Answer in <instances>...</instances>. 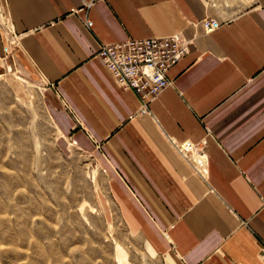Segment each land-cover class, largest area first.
Here are the masks:
<instances>
[{
  "label": "crops",
  "instance_id": "obj_1",
  "mask_svg": "<svg viewBox=\"0 0 264 264\" xmlns=\"http://www.w3.org/2000/svg\"><path fill=\"white\" fill-rule=\"evenodd\" d=\"M0 6L18 40L15 48L0 33V71L19 53L44 80L57 142L70 137L98 158L106 208L169 264H264V0ZM206 18L218 25L205 29ZM175 33L191 40L189 53L140 116L139 98L117 85L98 47Z\"/></svg>",
  "mask_w": 264,
  "mask_h": 264
},
{
  "label": "rangeland",
  "instance_id": "obj_2",
  "mask_svg": "<svg viewBox=\"0 0 264 264\" xmlns=\"http://www.w3.org/2000/svg\"><path fill=\"white\" fill-rule=\"evenodd\" d=\"M19 55L0 71V264H169L106 208L98 158L58 144L46 84Z\"/></svg>",
  "mask_w": 264,
  "mask_h": 264
},
{
  "label": "built area",
  "instance_id": "obj_3",
  "mask_svg": "<svg viewBox=\"0 0 264 264\" xmlns=\"http://www.w3.org/2000/svg\"><path fill=\"white\" fill-rule=\"evenodd\" d=\"M218 25L213 18L202 22L205 29ZM0 33L5 41L18 48V40L13 27L0 6ZM191 40L183 34L175 33L166 37L127 39L112 44H100L97 57L103 62L119 87L133 91L140 100L138 115H148V104L170 85L167 70L189 53ZM53 89V86L51 85ZM183 151L192 152L198 148L183 147ZM185 155V161L187 156ZM187 162V161H186ZM264 258V247L261 248Z\"/></svg>",
  "mask_w": 264,
  "mask_h": 264
},
{
  "label": "bare ground",
  "instance_id": "obj_4",
  "mask_svg": "<svg viewBox=\"0 0 264 264\" xmlns=\"http://www.w3.org/2000/svg\"><path fill=\"white\" fill-rule=\"evenodd\" d=\"M194 152H196V153H197V150H195Z\"/></svg>",
  "mask_w": 264,
  "mask_h": 264
}]
</instances>
